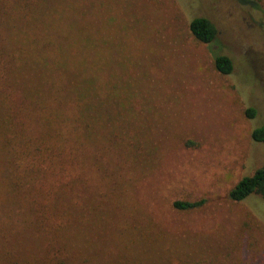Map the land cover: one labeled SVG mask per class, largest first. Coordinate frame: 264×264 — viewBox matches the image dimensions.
Wrapping results in <instances>:
<instances>
[{
  "label": "rangeland",
  "instance_id": "374dc122",
  "mask_svg": "<svg viewBox=\"0 0 264 264\" xmlns=\"http://www.w3.org/2000/svg\"><path fill=\"white\" fill-rule=\"evenodd\" d=\"M70 1L68 36L85 45L103 101L118 106L104 121H132L126 157L116 139L99 182L115 168L130 191H85L84 216L51 245L6 186L0 148V264H55L65 254L71 264H264V200L228 197L264 164L250 136L264 122V0ZM195 17L215 27L212 44L194 41ZM218 55L232 61L230 75L215 70ZM175 200L202 203L178 211Z\"/></svg>",
  "mask_w": 264,
  "mask_h": 264
},
{
  "label": "trees",
  "instance_id": "16d2710c",
  "mask_svg": "<svg viewBox=\"0 0 264 264\" xmlns=\"http://www.w3.org/2000/svg\"><path fill=\"white\" fill-rule=\"evenodd\" d=\"M72 4L70 0H0L3 179L13 195H23L27 211L43 226L40 231L53 236L51 245L67 239L68 222L76 214L84 216L85 209L76 210L85 208L79 207L85 191L113 184L121 185L125 193L130 191L118 182L115 168L99 182L116 139H120L119 155L126 157L123 133L132 121H104L103 113L114 114L118 106L103 101L105 90L94 73L85 71V45L68 36ZM188 27L195 42H214L216 29L208 19L195 17ZM213 65L223 76L233 71L227 56H216ZM244 114L252 119L256 112L247 108ZM250 136L264 148V122ZM250 195L264 200V164L228 193L235 203ZM201 203L175 200L172 207L183 211ZM55 264L71 263L65 254Z\"/></svg>",
  "mask_w": 264,
  "mask_h": 264
}]
</instances>
